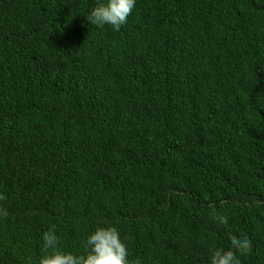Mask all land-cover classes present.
Listing matches in <instances>:
<instances>
[{
	"label": "trees",
	"instance_id": "16d2710c",
	"mask_svg": "<svg viewBox=\"0 0 264 264\" xmlns=\"http://www.w3.org/2000/svg\"><path fill=\"white\" fill-rule=\"evenodd\" d=\"M0 0V264L114 225L138 264H264V0ZM228 217L229 227L217 222Z\"/></svg>",
	"mask_w": 264,
	"mask_h": 264
},
{
	"label": "clouds",
	"instance_id": "9594fccd",
	"mask_svg": "<svg viewBox=\"0 0 264 264\" xmlns=\"http://www.w3.org/2000/svg\"><path fill=\"white\" fill-rule=\"evenodd\" d=\"M137 0H95L87 10L84 19L87 24L97 28L109 26L119 31L135 9ZM0 199H3L0 196ZM217 222L229 227L228 217L217 216ZM42 249L36 264H138L130 259L126 238L114 225H99L85 236L84 251L73 253L60 246V237L56 226L49 225L41 234ZM251 251V242L247 236H230V246L215 248L211 251L208 264H241V257Z\"/></svg>",
	"mask_w": 264,
	"mask_h": 264
}]
</instances>
